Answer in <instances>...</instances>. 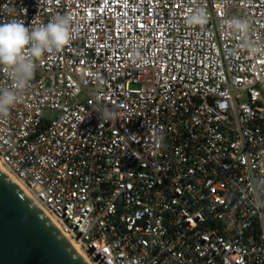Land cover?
<instances>
[{
  "label": "built area",
  "instance_id": "built-area-1",
  "mask_svg": "<svg viewBox=\"0 0 264 264\" xmlns=\"http://www.w3.org/2000/svg\"><path fill=\"white\" fill-rule=\"evenodd\" d=\"M56 15L0 164L93 264H264V0H0Z\"/></svg>",
  "mask_w": 264,
  "mask_h": 264
},
{
  "label": "water",
  "instance_id": "water-1",
  "mask_svg": "<svg viewBox=\"0 0 264 264\" xmlns=\"http://www.w3.org/2000/svg\"><path fill=\"white\" fill-rule=\"evenodd\" d=\"M0 264H87L45 213L1 170Z\"/></svg>",
  "mask_w": 264,
  "mask_h": 264
},
{
  "label": "clouds",
  "instance_id": "clouds-1",
  "mask_svg": "<svg viewBox=\"0 0 264 264\" xmlns=\"http://www.w3.org/2000/svg\"><path fill=\"white\" fill-rule=\"evenodd\" d=\"M200 17H193L198 21ZM72 18L56 15L47 23L26 26L23 20L0 22V69L12 82L11 87L0 88V117H7L17 102L18 92L29 86L34 78L37 61L45 53L64 49L74 38ZM238 27H245L237 21Z\"/></svg>",
  "mask_w": 264,
  "mask_h": 264
},
{
  "label": "bare ground",
  "instance_id": "bare-ground-1",
  "mask_svg": "<svg viewBox=\"0 0 264 264\" xmlns=\"http://www.w3.org/2000/svg\"><path fill=\"white\" fill-rule=\"evenodd\" d=\"M0 170L3 173H5V175H7L24 192L43 211V213H45V215L52 221V223L56 227H58L56 222L51 217V215L34 201V199L31 196V194L25 189V187L16 179V177L13 174H11L1 164H0ZM65 238L68 240V242L71 244V246L75 249V251L87 262V264H93L89 260L88 256L85 254V252L82 250V248L79 246V244L77 242L73 241L72 239L68 238L67 236H65Z\"/></svg>",
  "mask_w": 264,
  "mask_h": 264
},
{
  "label": "rangeland",
  "instance_id": "rangeland-1",
  "mask_svg": "<svg viewBox=\"0 0 264 264\" xmlns=\"http://www.w3.org/2000/svg\"><path fill=\"white\" fill-rule=\"evenodd\" d=\"M131 88H132V89H137L138 86H137V85H131Z\"/></svg>",
  "mask_w": 264,
  "mask_h": 264
}]
</instances>
